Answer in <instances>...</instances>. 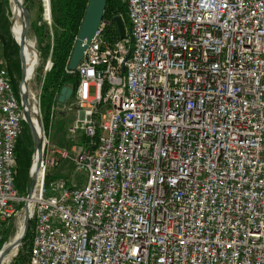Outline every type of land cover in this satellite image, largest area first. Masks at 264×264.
Wrapping results in <instances>:
<instances>
[{
    "label": "built area",
    "instance_id": "built-area-1",
    "mask_svg": "<svg viewBox=\"0 0 264 264\" xmlns=\"http://www.w3.org/2000/svg\"><path fill=\"white\" fill-rule=\"evenodd\" d=\"M126 2L125 39L103 22L66 68L77 81L52 117L71 103L85 143L71 156L45 138L28 264H264V0ZM3 41L0 231L25 201ZM67 159L82 179L46 184Z\"/></svg>",
    "mask_w": 264,
    "mask_h": 264
},
{
    "label": "trees",
    "instance_id": "trees-1",
    "mask_svg": "<svg viewBox=\"0 0 264 264\" xmlns=\"http://www.w3.org/2000/svg\"><path fill=\"white\" fill-rule=\"evenodd\" d=\"M0 3V28L1 36L4 42V57L8 64V71L12 77V84L15 94L20 101L19 81L21 79V61L20 49L10 34V17L11 6L10 0H1ZM35 0H24L25 6ZM90 0H50L51 19L54 27V33L49 31V27L32 25V33L38 37L41 42L45 43L41 57L48 60L52 56L53 67L45 76L42 85V94L40 98L41 113L43 115V126L45 133H50L53 124L51 110L56 104L57 98L65 87H75L77 78L71 77L66 73L69 61L79 34L82 22L86 13V9ZM107 6L104 12V22L106 28L104 30V38L111 44L120 41V35L115 23V18L122 17L127 32H129L131 24L128 18V6L126 0H106ZM46 7L48 1L45 0ZM28 8V7H27ZM21 102V101H20ZM26 131L28 133L26 134ZM82 144L85 140H81ZM34 155V141L26 123L23 122L22 135L18 139L16 147V168H15V186L19 195L26 198L30 187V169ZM46 184L56 177L50 173V169L46 173ZM66 179V178H65ZM24 202L19 206L18 211L22 210ZM15 218L8 220L0 231V250L9 240L14 231L13 221ZM33 226V223H32ZM32 226L30 233L23 242L14 264H27L29 261V249L32 238Z\"/></svg>",
    "mask_w": 264,
    "mask_h": 264
},
{
    "label": "water",
    "instance_id": "water-1",
    "mask_svg": "<svg viewBox=\"0 0 264 264\" xmlns=\"http://www.w3.org/2000/svg\"><path fill=\"white\" fill-rule=\"evenodd\" d=\"M10 6L12 3L15 5V12H12L10 18V33L13 39L16 41V44L20 49V61H21V81L19 85V94L21 101L22 113L24 116V122L29 127L31 135L33 136L34 141V155L32 159V166L30 169V187L27 197L24 201V207L22 212L24 213V229L22 234L17 237L12 243L8 246H3L0 250V264L4 262L6 258H9L10 255L18 253L21 249L23 242L30 233L32 226V205L36 199V189L39 186V178L41 173L42 164H44L46 145H45V136L42 127L41 118L34 114L33 103L34 98L31 95V81L27 77L28 71V54H27V45L29 44L30 32L32 29V18L30 11L25 6L21 0H10ZM107 1L106 0H90L86 9V13L80 28L79 34L76 39V43L69 61V69L75 71L81 61L84 58V54L88 47L90 46L92 40L95 37V34L99 30L101 24L104 22V12L106 11ZM23 15V26H22V38L19 41L15 39L13 34V27L17 23V16L15 13ZM115 23L120 35V39L124 40L126 37V27L122 17L115 18ZM40 59V55H39ZM127 60V58H126ZM73 90L70 87H65L62 89L59 95V103L64 104L67 100L71 98ZM35 117V118H34ZM35 119L40 126L41 133L38 132L37 126L35 125Z\"/></svg>",
    "mask_w": 264,
    "mask_h": 264
},
{
    "label": "rangeland",
    "instance_id": "rangeland-1",
    "mask_svg": "<svg viewBox=\"0 0 264 264\" xmlns=\"http://www.w3.org/2000/svg\"><path fill=\"white\" fill-rule=\"evenodd\" d=\"M1 2L2 1L0 0V3ZM26 7H28V10L30 11L31 18H32V25L34 23H36V24H38V26H43L45 28H46V26H48L49 31L54 33V27L55 26H53V24L51 23V21H52L51 14H50L51 20L48 19V14L46 13L47 9H46L45 0H35L34 2L30 3ZM22 26H23V20L21 22V28H22ZM17 30H18V28H17ZM17 32H18V36H19V30ZM11 37H12V35H11ZM12 39H13V37H12ZM29 39H30L29 41H31L34 44L36 50L39 52V55H40V61H39L37 71H36L32 81H31V95L33 96L34 99L35 98L38 99V96L41 94V86L44 82L45 75L47 74L45 69H46V64H47L48 60H45L44 57L43 58L41 57V54L43 51L42 49H43L45 43L41 42V40L38 37L34 36V33H32V29L30 32ZM16 79L19 81V85H20L21 79L18 76H16ZM37 103H38V101H37ZM33 105H34V103H33ZM69 108H71V103L67 104L66 108H65V106L64 107L60 106L59 107V114H55V117L53 119L54 125L52 124V126L50 128L51 134H52V130L54 131L52 138H49V135L45 133V129L43 126L44 122L42 123V127H43V131H44V136L47 139V141L49 142L51 148H56L60 151H62V150L67 151L69 153V155L73 156L74 148L76 146H79V147L81 146L82 133L79 132V134L74 135L73 132H71L72 128H75L77 115L75 112H73V111L71 112V110H69ZM39 117L41 118V122H42V120H43L42 113H40ZM27 133H28V131H26V134ZM73 163L74 162H72L71 159H67V160L63 161L59 167L50 168V173L53 176L55 175L56 177L66 178L67 180H73V178H75L77 181H80L82 179V175L81 174H78V175L75 174L74 168H73L74 167ZM23 221H24V213L20 210V212L15 217V220L13 221L14 231H13L12 235L9 237V240L4 244L5 246H7L8 244L12 243L15 240L16 235L19 232L20 224ZM19 252H20V250H19ZM19 252L10 255L9 262L6 264H14L15 258H17V255L19 254Z\"/></svg>",
    "mask_w": 264,
    "mask_h": 264
},
{
    "label": "bare ground",
    "instance_id": "bare-ground-1",
    "mask_svg": "<svg viewBox=\"0 0 264 264\" xmlns=\"http://www.w3.org/2000/svg\"><path fill=\"white\" fill-rule=\"evenodd\" d=\"M21 2L22 3H25L24 0H21ZM11 10L13 12H15L14 11L15 10L14 3L11 4ZM15 16H17V23L13 27V34L15 36V39L20 42V40L22 38V33H23L22 32V28H21V22L23 20V15L21 14V11H20L19 13H15ZM17 28L19 30V36H18V32H17L18 30H17ZM27 54H28L27 56H28V61H29V63H28V68L29 69L27 71V77H28V79L30 81H32V79H33V77H34V75H35V73L37 71V68H38L40 59H39V52L36 50L34 44L31 41L27 45ZM33 110H34L33 111L34 114L39 117V108H38V105L37 104L33 107ZM35 125L37 126L38 132L41 133L40 126H39L38 122L36 121V119H35ZM39 190H40V188L38 186V188L36 189V197L37 198H38L39 193H40ZM23 229H24V221L20 224L19 232L17 233L16 238L19 237L22 234ZM8 262H9V258H6L2 264H6Z\"/></svg>",
    "mask_w": 264,
    "mask_h": 264
},
{
    "label": "crops",
    "instance_id": "crops-1",
    "mask_svg": "<svg viewBox=\"0 0 264 264\" xmlns=\"http://www.w3.org/2000/svg\"><path fill=\"white\" fill-rule=\"evenodd\" d=\"M54 125V124H53ZM54 127V126H53ZM53 134H54V131L52 130V134L51 133H49L48 135H49V138H52L53 137ZM83 144H82V141H81V146H82ZM80 146V147H81ZM79 147V146H78Z\"/></svg>",
    "mask_w": 264,
    "mask_h": 264
}]
</instances>
